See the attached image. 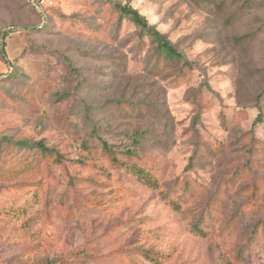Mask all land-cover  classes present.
<instances>
[{
    "label": "rangeland",
    "instance_id": "374dc122",
    "mask_svg": "<svg viewBox=\"0 0 264 264\" xmlns=\"http://www.w3.org/2000/svg\"><path fill=\"white\" fill-rule=\"evenodd\" d=\"M53 1L0 0V264H264V0Z\"/></svg>",
    "mask_w": 264,
    "mask_h": 264
},
{
    "label": "trees",
    "instance_id": "16d2710c",
    "mask_svg": "<svg viewBox=\"0 0 264 264\" xmlns=\"http://www.w3.org/2000/svg\"><path fill=\"white\" fill-rule=\"evenodd\" d=\"M113 6L121 17L129 19V21H131L138 28H140L142 31L148 34V37L156 45L157 50L164 55V58L166 60L170 62H175L176 64L182 65L183 67L189 65V61L187 60L186 56L177 49L174 43L165 34L160 32L155 26L151 25L148 19L146 18V16H144L137 8L133 7L130 4H125L119 1L113 2ZM31 7L36 12L41 14L44 19H46L45 15L37 11L32 5ZM16 143L22 146L33 144L34 147H37L41 152L45 154L56 153L55 150L47 147L42 140L34 143H31L26 140H22ZM57 158L60 159V155L58 153H57ZM133 170L137 175H139L144 179L145 183L149 185L155 184V182L151 180L152 176H150L144 169L134 166Z\"/></svg>",
    "mask_w": 264,
    "mask_h": 264
},
{
    "label": "built area",
    "instance_id": "2783aa9c",
    "mask_svg": "<svg viewBox=\"0 0 264 264\" xmlns=\"http://www.w3.org/2000/svg\"><path fill=\"white\" fill-rule=\"evenodd\" d=\"M28 2L40 13L46 16L48 8L54 4L53 0H28Z\"/></svg>",
    "mask_w": 264,
    "mask_h": 264
}]
</instances>
